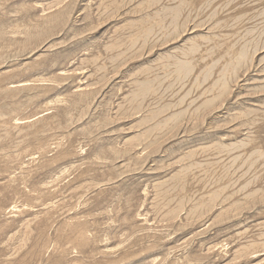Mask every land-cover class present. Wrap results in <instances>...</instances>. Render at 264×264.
<instances>
[{
	"label": "rangeland",
	"instance_id": "374dc122",
	"mask_svg": "<svg viewBox=\"0 0 264 264\" xmlns=\"http://www.w3.org/2000/svg\"><path fill=\"white\" fill-rule=\"evenodd\" d=\"M0 264H264V0H0Z\"/></svg>",
	"mask_w": 264,
	"mask_h": 264
},
{
	"label": "bare ground",
	"instance_id": "6f19581e",
	"mask_svg": "<svg viewBox=\"0 0 264 264\" xmlns=\"http://www.w3.org/2000/svg\"><path fill=\"white\" fill-rule=\"evenodd\" d=\"M232 62V61H231ZM226 64V63H225ZM220 71V70H219Z\"/></svg>",
	"mask_w": 264,
	"mask_h": 264
}]
</instances>
